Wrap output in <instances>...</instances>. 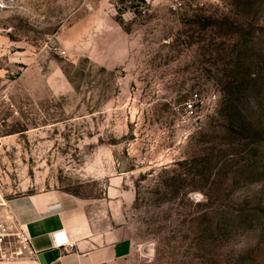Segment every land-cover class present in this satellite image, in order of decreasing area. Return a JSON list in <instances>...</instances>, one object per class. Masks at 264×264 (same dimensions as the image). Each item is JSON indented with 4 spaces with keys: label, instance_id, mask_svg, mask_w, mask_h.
<instances>
[{
    "label": "rangeland",
    "instance_id": "rangeland-1",
    "mask_svg": "<svg viewBox=\"0 0 264 264\" xmlns=\"http://www.w3.org/2000/svg\"><path fill=\"white\" fill-rule=\"evenodd\" d=\"M0 34V254L9 198L119 176L127 264H264V0H0Z\"/></svg>",
    "mask_w": 264,
    "mask_h": 264
},
{
    "label": "crops",
    "instance_id": "crops-1",
    "mask_svg": "<svg viewBox=\"0 0 264 264\" xmlns=\"http://www.w3.org/2000/svg\"><path fill=\"white\" fill-rule=\"evenodd\" d=\"M5 42L0 34V46ZM119 179L96 195L53 187L9 198L8 212L30 240L22 252L0 254V264H127L133 241L124 218L135 191ZM59 229L68 244L54 243Z\"/></svg>",
    "mask_w": 264,
    "mask_h": 264
},
{
    "label": "built area",
    "instance_id": "built-area-1",
    "mask_svg": "<svg viewBox=\"0 0 264 264\" xmlns=\"http://www.w3.org/2000/svg\"><path fill=\"white\" fill-rule=\"evenodd\" d=\"M189 105H192V103ZM18 239H17V246L14 251L22 252L24 250V243L29 242L30 238L29 236L22 230L16 231ZM53 237H54V243L63 245V244H68V238L66 236V233L63 229L55 230L53 232Z\"/></svg>",
    "mask_w": 264,
    "mask_h": 264
},
{
    "label": "trees",
    "instance_id": "trees-1",
    "mask_svg": "<svg viewBox=\"0 0 264 264\" xmlns=\"http://www.w3.org/2000/svg\"><path fill=\"white\" fill-rule=\"evenodd\" d=\"M233 112H234L233 110L230 111V116L234 115Z\"/></svg>",
    "mask_w": 264,
    "mask_h": 264
}]
</instances>
